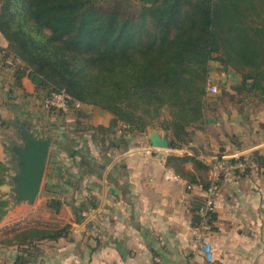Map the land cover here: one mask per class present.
<instances>
[{"label": "crops", "instance_id": "0c3cea01", "mask_svg": "<svg viewBox=\"0 0 264 264\" xmlns=\"http://www.w3.org/2000/svg\"><path fill=\"white\" fill-rule=\"evenodd\" d=\"M1 44L5 49V40ZM9 69L1 58L0 102H13L5 108L8 124L50 146L35 202H12L2 217L0 264H209L194 239L204 193L187 189L206 181L207 169L172 161L185 157L206 168L214 160L225 166L207 236L213 264H264V108L207 111L187 145L158 150L149 131L137 142L120 125L110 128L112 116L96 107L27 108L30 94H19ZM211 74L221 83L238 82L233 74ZM6 87L16 93H4ZM53 199L61 204L58 213L48 207ZM65 225L63 237L17 241L20 232Z\"/></svg>", "mask_w": 264, "mask_h": 264}, {"label": "trees", "instance_id": "16d2710c", "mask_svg": "<svg viewBox=\"0 0 264 264\" xmlns=\"http://www.w3.org/2000/svg\"><path fill=\"white\" fill-rule=\"evenodd\" d=\"M0 35L19 87L26 80L44 99L64 94L66 106L99 108L112 116L110 128L127 134L159 130L174 149L202 129L216 102L264 108V0H0ZM212 72L238 82H218L211 99ZM172 161L208 170L193 158ZM7 172L0 161V188ZM60 206L48 202L56 213ZM9 207L0 195V222ZM69 229H30L17 241L57 239Z\"/></svg>", "mask_w": 264, "mask_h": 264}, {"label": "water", "instance_id": "95a60500", "mask_svg": "<svg viewBox=\"0 0 264 264\" xmlns=\"http://www.w3.org/2000/svg\"><path fill=\"white\" fill-rule=\"evenodd\" d=\"M225 77V74L221 75V79ZM18 135L22 141L21 145L15 144L11 148L16 173L12 177L10 193L14 202L31 205L40 194L50 144L46 140L34 138L25 129H20ZM147 137L151 147L155 149L165 150L172 147L167 135L158 130L148 132Z\"/></svg>", "mask_w": 264, "mask_h": 264}, {"label": "rangeland", "instance_id": "374dc122", "mask_svg": "<svg viewBox=\"0 0 264 264\" xmlns=\"http://www.w3.org/2000/svg\"><path fill=\"white\" fill-rule=\"evenodd\" d=\"M1 41L3 42L4 40H3L2 36L0 35V45H2ZM5 55H6V53H5L4 49H1V46H0V59L1 58L4 59L5 66L10 68L9 69L10 73H11L10 75H13L14 70H15V62H13L11 57H6V59H5ZM14 83H15V81H14ZM15 86H17V88L19 89V91H20L19 94H22V93H27V94L29 93L30 94L28 97L27 96L25 97V103H24L25 106H26V104L30 103V107H27L30 109H36L35 107H39V109L43 108L46 112H48V111H51L52 109H61V108H57V106L55 104L65 102V99H64L65 97L63 95H55L51 99H44L43 98V96H44L43 92L39 91V92L35 93L28 83H26V85L21 86V87H18L17 84ZM0 89L2 90L3 88H0ZM218 90L220 93L221 87H220L219 83H218ZM5 91L6 92H4V93H11V94L16 93V90L9 89L8 87L5 88ZM209 97L211 99L213 98V96H209ZM225 100H226V102L222 103V104L220 102H216V106L217 107L229 106L230 104H229V102H227L226 98H225ZM8 103L12 104L13 102H9V101L7 102L4 99L1 100V102H0V160L8 168V172H7L6 178H5L6 183H5V185H3L0 188V195L4 199L9 200V203L11 204L12 202H14V200L12 198V194L10 193V188L13 185L12 177L16 173V168H15V164H14V161L12 159L13 157H12L10 150H11V146L15 143V141H17L19 143H22V141L19 139V136H18V130H20V127L18 129L17 123L8 124L9 121H12L11 115L7 114V112L5 110V108H7V106H8V105L6 106V104H8ZM73 105H74L73 107H77L76 106L77 103H74ZM81 106L82 105H80V107ZM23 108H25V107H23ZM21 113L23 114L22 111H21ZM25 114L26 113H24V115ZM165 117H167L166 114H164L163 118H165ZM2 120L5 121V124H1ZM153 130H156V129H153ZM153 130H149V132L153 131ZM135 137H137V142H138V133L135 134ZM37 209L38 210H36V211L40 212V213H37L38 216L44 217V218L46 217L49 219L48 215L44 214V212H42V210H40V208H37ZM50 222H52V221H50Z\"/></svg>", "mask_w": 264, "mask_h": 264}, {"label": "built area", "instance_id": "2783aa9c", "mask_svg": "<svg viewBox=\"0 0 264 264\" xmlns=\"http://www.w3.org/2000/svg\"><path fill=\"white\" fill-rule=\"evenodd\" d=\"M205 91L207 96H214L219 94L218 81L212 74H210L206 80ZM60 95H63L65 97L64 94H60ZM64 99L65 102L55 104L57 108L64 109L66 107V97ZM76 106L79 107L80 105L77 104ZM237 166L239 168H242V165H237ZM224 170H225V166L222 165L217 160H214L210 165H208V170H207L208 186L205 189H203L202 185L200 184L197 185L187 184L188 190L197 188L204 193V196L201 200L200 208L197 213L198 221H197V225L195 226L194 239L197 249L203 254L205 260L209 264H213V257L211 253L210 244L207 241V236L212 230V226H213L212 217L215 212V199L218 193L220 176L222 171ZM165 178L177 179V177L170 174H167Z\"/></svg>", "mask_w": 264, "mask_h": 264}, {"label": "flooded vegetation", "instance_id": "af4514ba", "mask_svg": "<svg viewBox=\"0 0 264 264\" xmlns=\"http://www.w3.org/2000/svg\"><path fill=\"white\" fill-rule=\"evenodd\" d=\"M15 144H13L12 146H11V148L14 146ZM11 151V150H10ZM11 154H12V157H14V154L11 152Z\"/></svg>", "mask_w": 264, "mask_h": 264}]
</instances>
